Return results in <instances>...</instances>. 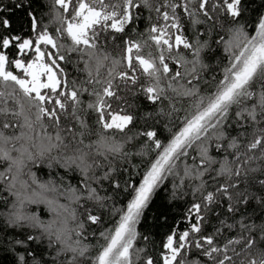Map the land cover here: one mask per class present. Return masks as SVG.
Listing matches in <instances>:
<instances>
[{"label": "snow or ice", "instance_id": "snow-or-ice-1", "mask_svg": "<svg viewBox=\"0 0 264 264\" xmlns=\"http://www.w3.org/2000/svg\"><path fill=\"white\" fill-rule=\"evenodd\" d=\"M11 5L0 264H264V3Z\"/></svg>", "mask_w": 264, "mask_h": 264}, {"label": "trees", "instance_id": "trees-1", "mask_svg": "<svg viewBox=\"0 0 264 264\" xmlns=\"http://www.w3.org/2000/svg\"><path fill=\"white\" fill-rule=\"evenodd\" d=\"M40 3H41V0H33V7H36ZM262 3H264V0H249V6L254 9L260 8ZM9 6L12 7L11 0H9ZM9 15L13 19L14 24L23 22L20 19L24 15L22 10L13 8V11L9 13ZM143 26H144V21L142 20L141 27ZM69 70L72 71L71 66L69 67ZM138 159H139L138 157L134 158L133 162L134 163L138 162ZM127 166L128 165L125 164V167ZM133 178L136 179V177H133ZM167 203H168L167 200L164 198V192L161 191L160 195L156 198L155 202L146 210V213H145L146 222L151 223V217L153 216V214L157 212L160 206L167 205ZM179 209H180V205L178 203H173L170 208L171 216H175L177 212L179 211Z\"/></svg>", "mask_w": 264, "mask_h": 264}]
</instances>
